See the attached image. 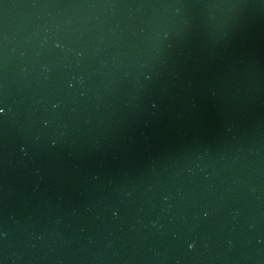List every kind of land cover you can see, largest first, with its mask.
Segmentation results:
<instances>
[{
    "label": "water",
    "instance_id": "water-1",
    "mask_svg": "<svg viewBox=\"0 0 264 264\" xmlns=\"http://www.w3.org/2000/svg\"><path fill=\"white\" fill-rule=\"evenodd\" d=\"M0 102V264H264V0H0Z\"/></svg>",
    "mask_w": 264,
    "mask_h": 264
},
{
    "label": "snow or ice",
    "instance_id": "snow-or-ice-1",
    "mask_svg": "<svg viewBox=\"0 0 264 264\" xmlns=\"http://www.w3.org/2000/svg\"><path fill=\"white\" fill-rule=\"evenodd\" d=\"M6 115V108L3 106L2 102H0V117Z\"/></svg>",
    "mask_w": 264,
    "mask_h": 264
},
{
    "label": "clouds",
    "instance_id": "clouds-1",
    "mask_svg": "<svg viewBox=\"0 0 264 264\" xmlns=\"http://www.w3.org/2000/svg\"><path fill=\"white\" fill-rule=\"evenodd\" d=\"M189 247L192 248V247H194V245H190Z\"/></svg>",
    "mask_w": 264,
    "mask_h": 264
}]
</instances>
